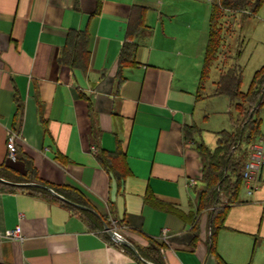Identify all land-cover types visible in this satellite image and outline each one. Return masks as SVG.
I'll return each mask as SVG.
<instances>
[{"label":"crops","instance_id":"crops-1","mask_svg":"<svg viewBox=\"0 0 264 264\" xmlns=\"http://www.w3.org/2000/svg\"><path fill=\"white\" fill-rule=\"evenodd\" d=\"M136 4L146 7L149 33L135 29ZM186 5L0 0V163L25 170L16 152L14 158L7 153L8 131L15 130L16 148L45 182L76 187L92 205L50 190L55 198L0 189V264H155L137 246L161 240L164 230V264H217L207 243V211L197 222L193 217L203 160L187 135L206 141L202 124L221 94L205 87L209 96L197 98L203 29L195 6ZM131 40L138 42L135 62L121 57ZM100 150L124 152L129 174L120 184L101 165ZM243 200L229 208L217 251L229 264H264V256L254 258L260 228L248 219L230 222L231 210L248 203ZM80 208L104 215L108 225L117 219L136 251L115 242L104 225L94 226ZM16 227L22 239L6 235Z\"/></svg>","mask_w":264,"mask_h":264},{"label":"trees","instance_id":"trees-1","mask_svg":"<svg viewBox=\"0 0 264 264\" xmlns=\"http://www.w3.org/2000/svg\"><path fill=\"white\" fill-rule=\"evenodd\" d=\"M264 0H212L209 20L208 40L203 54L199 72V84L197 98L209 96L205 94L206 82L210 77L212 67L217 64L218 76L214 80V94L226 95L229 98V106L234 108L237 116L234 118L232 130L221 129L217 132V141L214 148H210L204 141H195L192 136L187 138L194 141L203 160V185L199 190L197 211L194 213V221L207 211L209 235L207 239L209 251L217 257V264H229L217 251V238L219 230L226 226L225 221L229 208L233 204L244 201L240 198V190L244 181L242 170L249 156V146L256 137L262 135L260 109L264 106V63L254 71L250 84L246 90L241 88L243 81V67L238 63L241 50L234 55L223 52V16L225 11H249L252 15L258 14ZM146 7L135 5V29L142 28L149 33L151 27L144 23L143 17ZM79 43H85V34L79 31ZM138 45L137 40L126 41L122 47V55H126L128 61L135 62L134 54ZM226 50V49H225ZM131 58V59H130ZM75 60V59H74ZM219 64V65H218ZM121 80V79H120ZM20 108V104H18ZM231 112V110H230ZM187 127V132L192 130ZM97 158L101 165L113 173L118 183L129 174L124 152L121 150H100ZM16 156L25 163V170L20 171L12 165L0 163V189L24 188L32 194L55 198L48 188L64 195L69 200L92 207L89 199L80 189L69 186H56L45 182L29 157H25L21 148H16ZM30 182L32 185H19ZM69 207L70 203L64 202ZM94 226L103 229L101 219L86 208L78 210ZM123 248L128 247L119 243ZM166 242L159 239H151L145 247L137 249L144 259L155 264H164L163 249Z\"/></svg>","mask_w":264,"mask_h":264},{"label":"rangeland","instance_id":"rangeland-1","mask_svg":"<svg viewBox=\"0 0 264 264\" xmlns=\"http://www.w3.org/2000/svg\"><path fill=\"white\" fill-rule=\"evenodd\" d=\"M145 5L151 7L159 5L161 0H141ZM184 1L187 5L195 6L196 15L201 21L203 29V47H205L208 40L209 33V20L211 13L210 0H180ZM186 5V6H187ZM151 10V9H150ZM189 11H192L190 9ZM153 12V10L151 11ZM252 13L249 11H225L223 16V52L227 51L229 54L234 55L238 49L241 53L238 57V63L243 67V81L241 88L246 90L250 84L254 71L264 63V2L258 12V15L251 17ZM226 49V50H225ZM204 54V53H203ZM218 76L217 64L212 67L211 74L207 80L206 89L214 88L213 80ZM221 97V98H220ZM216 102L212 104L209 112V120L203 122L202 126L205 128L206 143L211 147L216 145V131L221 129L232 130L234 127L233 120L237 116L234 108L230 107L229 98L226 95H220ZM231 110V112H230ZM260 117L262 118L261 130L262 135L256 137L250 144L257 143L264 139V106L260 109ZM30 183V182H23ZM252 185V193H247L246 182L243 181L240 198L248 200L245 207H235L231 210V215L234 220L230 222L235 223L241 221L235 218L248 219L252 221V225L260 230L254 233L258 235V244L254 258L257 256H264V162L260 170L255 175V178L250 181ZM246 221V220H243Z\"/></svg>","mask_w":264,"mask_h":264},{"label":"built area","instance_id":"built-area-1","mask_svg":"<svg viewBox=\"0 0 264 264\" xmlns=\"http://www.w3.org/2000/svg\"><path fill=\"white\" fill-rule=\"evenodd\" d=\"M20 137L19 132H16L15 130L9 129L7 134V153L9 157L14 158L15 152H16V140ZM264 162V139L260 140L257 143H253L249 156L244 164L243 170H242V176L244 178V181L246 182V186L248 188L247 193H252V185L250 181L255 178V175L260 170L262 164ZM109 227L113 230L115 233V237L121 238L122 235V228L121 224L117 219L110 218L109 220ZM11 238H20L22 239V235L20 233V228L16 227L13 230H8L6 233ZM115 242H117L116 239L113 238ZM161 240L166 242L167 240V232L166 230L163 231V234L161 236ZM103 264H113V263H103Z\"/></svg>","mask_w":264,"mask_h":264},{"label":"water","instance_id":"water-1","mask_svg":"<svg viewBox=\"0 0 264 264\" xmlns=\"http://www.w3.org/2000/svg\"><path fill=\"white\" fill-rule=\"evenodd\" d=\"M19 184H22V185H30V183H19ZM49 190H50V191H51L56 197H58V198H60V199H62V200H64V201H68V202H69L68 199L64 198L62 195L58 194V193L55 192L53 189L49 188ZM70 202H71V201H70ZM73 204H75V205H77V206H80V207H83L82 205L76 204V203H74V202H73ZM103 225H104V229L108 232V234H109L112 238L116 239V240H117L118 242H120V243H124V244H127V245L131 246V247L135 250L134 246H133L128 240H126L124 237H121V238H117V237H115V233L113 232L112 229H110L109 225H108L104 220H103ZM135 251H136V250H135Z\"/></svg>","mask_w":264,"mask_h":264}]
</instances>
